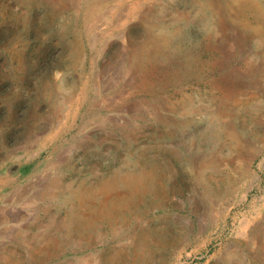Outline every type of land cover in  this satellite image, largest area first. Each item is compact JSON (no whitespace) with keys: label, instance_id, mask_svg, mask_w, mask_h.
<instances>
[{"label":"rangeland","instance_id":"1","mask_svg":"<svg viewBox=\"0 0 264 264\" xmlns=\"http://www.w3.org/2000/svg\"><path fill=\"white\" fill-rule=\"evenodd\" d=\"M105 1L0 0V264H264V0Z\"/></svg>","mask_w":264,"mask_h":264},{"label":"bare ground","instance_id":"2","mask_svg":"<svg viewBox=\"0 0 264 264\" xmlns=\"http://www.w3.org/2000/svg\"><path fill=\"white\" fill-rule=\"evenodd\" d=\"M88 1V0H87ZM100 2H106L105 0H98ZM97 2V1H96ZM2 4V2H1ZM135 8H141V3L139 0H135ZM100 5V4H99ZM138 7H137V6ZM133 6V7H134ZM93 8V12L96 11L95 7ZM92 8L89 9L92 11ZM8 9V8H7ZM99 9V8H98ZM56 9L53 7L50 10V14L49 16L50 18V22H52L55 19L56 16ZM9 11V10H8ZM49 11V10H48ZM88 11V10H87ZM92 12V13H93ZM90 12H88L89 14ZM10 14V13H9ZM88 16V15H87ZM95 16V15H94ZM93 16V17H94ZM13 18L15 19H21L23 21L26 22V17L22 14H17L14 13L13 14ZM38 18V17H37ZM93 20V19H92ZM55 30V29H54ZM43 32V31H42ZM49 32V31H48ZM45 34V33H44ZM40 35V34H39ZM45 36V35H44ZM45 40V39H44ZM60 42V41H59ZM32 47V46H31ZM28 49V41L25 37V32L21 31L20 29L18 31H15L14 34L11 36V38L7 41L6 45L4 46V50L7 53V61L5 62V66L7 68L8 73L10 74V76L15 80L16 85L15 88L13 90H11L10 92H8L7 94H0V102L1 103H5L10 111V113L3 119L0 120V128H2V126L4 125H10L13 126V120H14V116L13 113L11 111V101H17L20 99V92L18 91H25L24 88V82H23V78L21 77L22 73L25 71L26 69V61H25V53L26 50ZM29 53V51H28ZM29 56V55H28ZM28 59V57H27ZM28 61V60H27ZM6 68H3L4 71L6 72ZM13 84V83H12ZM27 84V83H26ZM26 87V86H25ZM30 97V96H29ZM35 103L36 104H40L41 103V82L39 83L37 89H36V97H35ZM41 117L40 114H37L33 119L34 122L32 123V127H34L35 123L37 120H39ZM18 120V118H17ZM22 124L27 125V119L24 117L22 118L21 122ZM33 129V128H32ZM1 130V129H0ZM31 131V130H30ZM29 132V131H28ZM2 144V143H1ZM5 149V146L3 147ZM260 212V211H259ZM254 214V213H253ZM252 214V215H253ZM256 214V213H255ZM255 216H253L252 218H254ZM249 218V217H248ZM255 221L256 219H247L246 218V225H250L251 223H253V221ZM260 220V219H259ZM263 220V219H262ZM262 222V221H261ZM258 223V222H257ZM263 224V223H262ZM250 250V249H249ZM253 252V251H252Z\"/></svg>","mask_w":264,"mask_h":264}]
</instances>
